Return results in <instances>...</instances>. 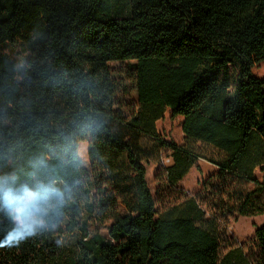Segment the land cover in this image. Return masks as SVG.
I'll use <instances>...</instances> for the list:
<instances>
[{
  "label": "trees",
  "instance_id": "1",
  "mask_svg": "<svg viewBox=\"0 0 264 264\" xmlns=\"http://www.w3.org/2000/svg\"><path fill=\"white\" fill-rule=\"evenodd\" d=\"M19 39L30 53L23 81L1 51ZM125 62L135 63L131 110L119 101L129 94L124 79L109 67ZM260 63L264 0H0V98L6 84H18L17 98L30 97L38 116L51 111L72 128L86 116L102 122L70 220L55 234L0 247V264H264V224L255 231L257 257L242 247L223 254L219 218L264 215L255 178L264 171V80L253 74ZM167 110L183 118L188 143L223 160L161 140L157 123ZM145 138L159 155L172 154L161 211L147 180ZM199 161L218 172L191 196L177 186ZM238 184L258 189L238 192ZM92 225L106 226L107 236L91 237ZM69 236L78 239L65 247Z\"/></svg>",
  "mask_w": 264,
  "mask_h": 264
},
{
  "label": "clouds",
  "instance_id": "2",
  "mask_svg": "<svg viewBox=\"0 0 264 264\" xmlns=\"http://www.w3.org/2000/svg\"><path fill=\"white\" fill-rule=\"evenodd\" d=\"M29 67L17 64L20 81ZM17 91L18 84H6L0 98V247L7 248L55 234L70 220L87 147L102 125L90 116L73 121L75 128L51 111L38 116L34 101ZM56 243L62 246L63 237Z\"/></svg>",
  "mask_w": 264,
  "mask_h": 264
},
{
  "label": "rangeland",
  "instance_id": "3",
  "mask_svg": "<svg viewBox=\"0 0 264 264\" xmlns=\"http://www.w3.org/2000/svg\"><path fill=\"white\" fill-rule=\"evenodd\" d=\"M126 5L123 4V8ZM1 51L7 53L12 61L19 64L21 61H28L30 53L25 46L24 42L19 39L16 47L11 45H4L1 47ZM134 62H125V63H110L109 67L117 73L121 78L124 79L125 85H127L129 94L119 95V101H123L126 103L128 109H134L138 104V98L136 93L134 92V87L132 84V70ZM253 74L259 78L264 80V64L260 63L256 65L253 69ZM183 118H172L170 110L166 111L165 118L157 123V131L161 140L168 144H174L186 148H192L197 153L208 160L221 162L223 160V155H221L215 149L201 144H193L188 143L182 131ZM141 147L143 151L144 158L149 162L145 163L147 167V180L149 184V188L156 198L158 202V209L161 211L162 203L165 198H167V193L165 192V167L173 166L172 163L166 162L170 157L171 153L166 150L160 151L161 155H159V147L151 140L142 139ZM88 148V147H87ZM91 166V162L89 159V155L85 153V165L84 169L89 170ZM210 165H207L204 161H199L198 166H195L186 178L181 183L182 190L181 192L195 195L199 194L201 191V181L206 179L212 170H214ZM255 178L259 182L261 188L264 191V171L257 169L255 171ZM253 184H246L244 186L238 184L234 190L238 192H246L250 193L257 190ZM210 204L212 202H209ZM169 200L167 202V206H169ZM256 206L264 207V192L256 199ZM209 213L213 216H216V211L212 210V208H205ZM121 213L124 215L126 213L124 208H121ZM220 221V235L223 243V254L227 253L230 249L241 248L244 250V253L248 257H257L258 251L255 246L254 237L255 231L258 226H260L264 217H261L255 222H252L249 218L240 217L238 214H230L226 216L219 215ZM228 225V227H227ZM90 236L93 237L96 234L107 236V227L106 226H96L92 225L89 229ZM78 237L69 236L65 240V247H71V245L75 242Z\"/></svg>",
  "mask_w": 264,
  "mask_h": 264
},
{
  "label": "crops",
  "instance_id": "4",
  "mask_svg": "<svg viewBox=\"0 0 264 264\" xmlns=\"http://www.w3.org/2000/svg\"><path fill=\"white\" fill-rule=\"evenodd\" d=\"M205 162V161H204ZM207 165H210V166H212L213 168H215L214 170H212V173H210L209 174V176L210 175H213V174H216L217 172H218V169L215 167V166H213V165H211V164H209V163H207V162H205ZM196 166H198V164L196 165ZM183 182V181H182ZM181 182V183H182ZM181 183H179V185L177 186L178 187V189H180V190H182V187H181ZM189 195V194H188ZM195 195H197V194H195ZM191 196H193V195H191ZM261 217H264V215L263 216H257V217H251V218H249L250 220H252V222H255V220H257V219H259V218H261ZM247 219V218H246ZM264 224V221H263V223L260 225V226H258L257 228H259V227H261L262 225ZM256 228V229H257Z\"/></svg>",
  "mask_w": 264,
  "mask_h": 264
},
{
  "label": "built area",
  "instance_id": "5",
  "mask_svg": "<svg viewBox=\"0 0 264 264\" xmlns=\"http://www.w3.org/2000/svg\"><path fill=\"white\" fill-rule=\"evenodd\" d=\"M166 162H168L169 164H170V163H173V161H172V159H171V158H169V159H168ZM170 167H171V166H170ZM168 168H169V166H168V167L166 166V167L164 168V169H165V171H166Z\"/></svg>",
  "mask_w": 264,
  "mask_h": 264
}]
</instances>
